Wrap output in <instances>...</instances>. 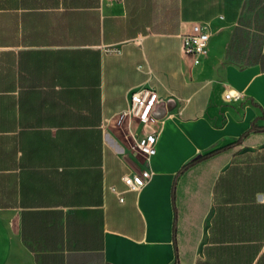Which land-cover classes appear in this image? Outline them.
<instances>
[{"label":"crops","instance_id":"obj_1","mask_svg":"<svg viewBox=\"0 0 264 264\" xmlns=\"http://www.w3.org/2000/svg\"><path fill=\"white\" fill-rule=\"evenodd\" d=\"M246 2L0 0V264H264V69L182 50ZM143 87L154 116L121 117Z\"/></svg>","mask_w":264,"mask_h":264},{"label":"built area","instance_id":"obj_2","mask_svg":"<svg viewBox=\"0 0 264 264\" xmlns=\"http://www.w3.org/2000/svg\"><path fill=\"white\" fill-rule=\"evenodd\" d=\"M210 32L205 24L195 23L189 33L182 37V50L184 54L189 56H204L209 51ZM158 94L151 87H143L131 94V105L123 111L121 117L133 114L145 122L148 116L153 115L152 112L156 107ZM224 99L228 102H237L244 99V94L240 91H227ZM155 136H148L138 142V146L142 149L145 155L149 157L155 152ZM151 173L144 171L142 174H125L122 180L127 185L129 191H138L143 187ZM113 190L119 195V200L123 201L122 193L117 191L115 187Z\"/></svg>","mask_w":264,"mask_h":264},{"label":"trees","instance_id":"obj_3","mask_svg":"<svg viewBox=\"0 0 264 264\" xmlns=\"http://www.w3.org/2000/svg\"><path fill=\"white\" fill-rule=\"evenodd\" d=\"M245 8L247 16L242 17L236 27L228 56L245 66L259 64L264 69V0H247ZM250 130L264 131V126H258L254 122ZM246 135L247 132L233 142L194 157L181 168L180 172L187 170L205 157L241 144ZM175 264H180L178 259Z\"/></svg>","mask_w":264,"mask_h":264},{"label":"rangeland","instance_id":"obj_4","mask_svg":"<svg viewBox=\"0 0 264 264\" xmlns=\"http://www.w3.org/2000/svg\"><path fill=\"white\" fill-rule=\"evenodd\" d=\"M204 24L207 26L210 32L211 42L208 53L205 56L200 57V59L209 56L213 51L215 53L216 58L222 59L224 60V62H234L238 66H245L242 63H238L232 60V58L228 56L230 42L238 25H236L235 28L230 29L227 28V25L222 20H212V21L204 22ZM156 101H157L156 105H158L163 100L161 97L158 96ZM155 109L156 108H154L153 112L156 111ZM114 123L115 126L118 128L116 137L119 140V142H121L128 150H131L132 152L144 153L142 149L138 146V142L141 141L142 139L137 140L134 134L128 128H126L122 123H120L118 119H116Z\"/></svg>","mask_w":264,"mask_h":264}]
</instances>
